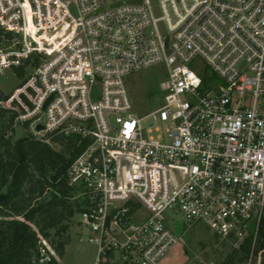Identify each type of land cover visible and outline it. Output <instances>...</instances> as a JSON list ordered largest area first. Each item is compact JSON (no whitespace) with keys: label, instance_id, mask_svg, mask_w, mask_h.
Segmentation results:
<instances>
[{"label":"built area","instance_id":"1","mask_svg":"<svg viewBox=\"0 0 264 264\" xmlns=\"http://www.w3.org/2000/svg\"><path fill=\"white\" fill-rule=\"evenodd\" d=\"M0 27L13 34L0 75L30 68L0 104L36 139L82 146L68 183L87 196L94 264H163L179 214L236 249L250 239L252 259L264 230V0H0ZM153 66L163 101L141 115L125 80ZM40 239L34 264H59Z\"/></svg>","mask_w":264,"mask_h":264},{"label":"trees","instance_id":"2","mask_svg":"<svg viewBox=\"0 0 264 264\" xmlns=\"http://www.w3.org/2000/svg\"><path fill=\"white\" fill-rule=\"evenodd\" d=\"M1 37L11 41L13 34L0 27V41ZM25 65L13 69L21 80L26 78ZM10 96L0 90V102ZM15 105L17 102L13 101ZM3 114L8 117L7 125H0V264H34L40 236L54 245L50 230L80 212L87 201L82 188L68 183V167L82 146L77 145L75 137L64 134L53 135L50 143L29 134L20 139L6 137L18 112L0 105V116ZM76 189L83 194L81 200L72 199ZM66 243L54 245L59 257L63 256ZM237 250L248 256L251 240Z\"/></svg>","mask_w":264,"mask_h":264},{"label":"rangeland","instance_id":"3","mask_svg":"<svg viewBox=\"0 0 264 264\" xmlns=\"http://www.w3.org/2000/svg\"><path fill=\"white\" fill-rule=\"evenodd\" d=\"M160 27L163 28V25L161 24ZM1 39L0 49L8 48L12 43V39L11 41H6L5 37H1ZM29 70L30 68L26 67L25 77ZM164 76L165 71L161 66H153L126 78L125 87L138 114L143 115L162 104L159 83ZM22 81L13 70H6L3 75H0V90L4 94L14 96ZM11 105L12 103L10 104L12 108ZM10 107L6 106V108ZM7 117L8 114L0 116L1 126L7 125ZM27 134L35 138L29 127V122H22L18 116L5 132L6 137L13 139H20ZM55 147L61 149L59 145L55 144ZM73 195L72 199L80 200L83 196L78 189L73 191ZM174 223L175 231L181 236L180 243L174 247L163 264H264V230L260 233V239L253 250L252 259H250V253L245 256L203 223L188 229L182 221L181 214L177 216ZM32 226L36 228L33 224ZM87 234L79 212L65 218L59 227L50 230V237L54 245L61 241H67L62 257L56 253L55 246L48 243L53 248L57 261H61L62 264H93L96 249L85 239ZM82 236L83 240L80 239Z\"/></svg>","mask_w":264,"mask_h":264},{"label":"water","instance_id":"4","mask_svg":"<svg viewBox=\"0 0 264 264\" xmlns=\"http://www.w3.org/2000/svg\"><path fill=\"white\" fill-rule=\"evenodd\" d=\"M37 129H43V126L42 125H37Z\"/></svg>","mask_w":264,"mask_h":264},{"label":"crops","instance_id":"5","mask_svg":"<svg viewBox=\"0 0 264 264\" xmlns=\"http://www.w3.org/2000/svg\"><path fill=\"white\" fill-rule=\"evenodd\" d=\"M58 262H59V264H62L61 261H58ZM93 264H94V263H93Z\"/></svg>","mask_w":264,"mask_h":264}]
</instances>
